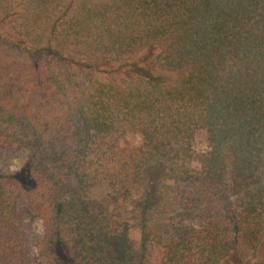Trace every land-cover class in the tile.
Masks as SVG:
<instances>
[{
	"label": "trees",
	"instance_id": "16d2710c",
	"mask_svg": "<svg viewBox=\"0 0 264 264\" xmlns=\"http://www.w3.org/2000/svg\"><path fill=\"white\" fill-rule=\"evenodd\" d=\"M0 149V264H264V0H0Z\"/></svg>",
	"mask_w": 264,
	"mask_h": 264
},
{
	"label": "rangeland",
	"instance_id": "374dc122",
	"mask_svg": "<svg viewBox=\"0 0 264 264\" xmlns=\"http://www.w3.org/2000/svg\"><path fill=\"white\" fill-rule=\"evenodd\" d=\"M131 140L134 144H139L141 138L137 135H133ZM209 140L207 133L205 131L198 132L194 144L195 150V159L192 163V166L198 168L200 166L201 157L208 152ZM31 159V153L26 149H21L17 151H8L5 149H0V173L1 174H16L19 172L25 173L29 162ZM25 181L30 183V180L26 177ZM108 188L105 185H99L96 187L92 193L93 198L102 196L107 192ZM167 203L170 209V212L174 210L178 204V194L176 191H173L167 194ZM173 212V211H172ZM171 212V213H172ZM42 230V222L40 220H32L27 218L24 226V236L23 240L25 244L35 253L38 252V248L33 241V234Z\"/></svg>",
	"mask_w": 264,
	"mask_h": 264
}]
</instances>
